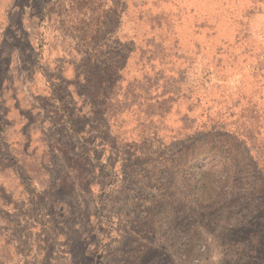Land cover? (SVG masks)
Here are the masks:
<instances>
[{"label":"rangeland","instance_id":"obj_1","mask_svg":"<svg viewBox=\"0 0 264 264\" xmlns=\"http://www.w3.org/2000/svg\"><path fill=\"white\" fill-rule=\"evenodd\" d=\"M0 264H264V0H0Z\"/></svg>","mask_w":264,"mask_h":264}]
</instances>
